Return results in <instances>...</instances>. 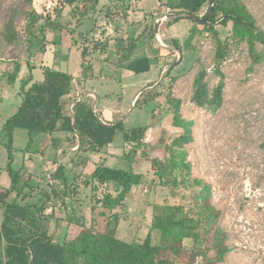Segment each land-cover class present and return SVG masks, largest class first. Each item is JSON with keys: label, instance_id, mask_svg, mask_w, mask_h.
I'll use <instances>...</instances> for the list:
<instances>
[{"label": "trees", "instance_id": "16d2710c", "mask_svg": "<svg viewBox=\"0 0 264 264\" xmlns=\"http://www.w3.org/2000/svg\"><path fill=\"white\" fill-rule=\"evenodd\" d=\"M131 1L124 0V4L125 2L128 4L126 8L130 6ZM98 2L99 0H59L61 10L66 6L70 7V11L78 20L95 19ZM124 4L119 7L118 12L122 17L127 15ZM173 10L200 18V21L192 19L193 24L206 25L208 30L210 29L208 24L219 22L226 26L230 23L232 32L248 43L253 63L262 60L256 43H264V32L256 26L254 17L241 0H178L173 5ZM201 10L205 11L200 16ZM108 12L114 14L111 9ZM61 13L62 11H57L58 16ZM25 16L27 19L25 31L29 35L28 42L32 45L33 30L42 15L30 12ZM179 18L184 17L173 16L172 20ZM48 26L59 30L58 45L62 44L64 40L61 32L65 30V25L46 17L43 24L38 26V32L43 34ZM5 31L6 41L14 42L17 35L9 23L5 25ZM147 33L154 34L153 25ZM63 34L67 35L64 32ZM123 36H116L113 44L115 64L134 74L148 72L152 64L156 63L155 60L146 56L132 58L138 38ZM109 42L110 37L103 40L92 37L80 47L82 78L92 76L90 72L94 64L92 54L107 51ZM179 44L180 41L175 38L174 49L181 50ZM59 54V51H54L52 67L41 68L40 80L32 81L33 67L27 63L29 73L21 79L17 90L20 104L0 128V138H4L2 143L7 151V163L3 170L9 177L8 186L0 189V264H172V261L164 257L168 253L176 258L192 256V261L186 264L220 263L230 248L226 244V232L219 224L220 211L211 203V185L204 179L195 178L189 183L192 187L191 210L194 215L185 212L180 205H162L155 208L152 229L159 233V242L155 243L150 231L141 241H127L120 238L116 232L120 216L117 210L122 206L132 187L144 181L141 173L130 168H117L101 163L95 165L86 175L81 171L77 172V168L81 164L85 166L88 159L78 157L71 158L73 163L70 175L66 164L60 162L54 170L44 171L41 178L39 177L40 181L34 183L31 181L33 175L24 171L23 166L13 167L12 144L13 132L16 129H24L29 134L27 145L23 148L25 151L30 149L35 133L43 134L40 151L43 153L49 147L55 152L59 150L55 156L58 162L59 158L65 157L69 148L74 146L82 153L100 152L114 141L119 130L123 135L121 157L132 165L138 150L145 144L146 132L152 127L150 124H143L126 129L123 120L112 124L103 123L100 115L92 108L93 99L86 97L83 100H76L84 93L82 81L75 82L71 73L58 68ZM226 55V43L218 38L215 58L216 71L221 77L223 73L219 66ZM20 68L17 62L14 65V72L8 76L9 83L15 82ZM206 73L205 68L196 73L191 101L214 112L222 104L224 83L221 79L210 91L205 80ZM158 97L157 88L152 86L139 93L134 107L145 109ZM167 100L172 125L183 129L182 133L172 139L171 145H167V149L172 147L181 149L182 163L187 155L184 145L193 140V122L181 116L179 98L168 95ZM71 103L73 105L69 109ZM56 133L65 135L56 136L54 135ZM152 163L157 168L156 174L160 179L169 176L178 166L173 160L160 161L156 158L152 159ZM183 166L188 167L186 164ZM43 182L51 183V189L47 190L42 186ZM82 188L97 189L100 192L98 203L91 206L90 222L84 213ZM12 193L14 198L8 201L7 198ZM54 198L59 199L64 212L60 219L53 216V213H46L48 206L53 212V207L57 205V202L53 201ZM51 221L55 222L56 227L61 221V227L64 225L66 228L62 241L55 239L56 231H51ZM185 240H189L191 244ZM206 250L213 251V255L195 262L197 255H206Z\"/></svg>", "mask_w": 264, "mask_h": 264}, {"label": "rangeland", "instance_id": "374dc122", "mask_svg": "<svg viewBox=\"0 0 264 264\" xmlns=\"http://www.w3.org/2000/svg\"><path fill=\"white\" fill-rule=\"evenodd\" d=\"M102 1L108 3L107 0ZM170 1L175 2V0ZM157 2V5H152L150 0L146 1L145 10H151V5L159 8L161 1ZM241 2L254 17L256 26L264 32V0H241ZM173 5L174 3L169 5V13L175 12ZM58 10L62 11L60 16L57 15ZM204 11L201 10L199 15L201 16ZM30 12L42 15L33 30L32 45L29 44V35L25 31L27 21L25 15ZM106 13L105 9L102 11L96 9L97 22L94 21L96 19H92L84 23V20H78L77 16L73 15L70 7L66 6L61 10L59 0H0V78L4 79L3 83L11 84L8 82V76L14 72V65L17 62L20 66L23 64L26 67L25 64L32 60L45 66L51 63V55L54 52L52 49L55 47L61 49L62 45H58L59 30L48 26L43 34L38 32V26L43 24L46 17L65 25L63 32L67 35L61 32L63 42H66L68 38L71 42L70 46L75 47L74 41L78 39L77 29L91 28L93 30L95 25L106 21ZM131 13L134 14L133 10H129V14ZM114 14L116 19L118 16L121 17L117 13ZM160 16L151 13L149 17L151 22L147 30L148 32L153 25L154 36L148 33L147 43L150 46L153 45L152 52L157 54L158 62L151 71L134 74L132 78L123 80L129 83L132 80L142 81L149 77L147 82L139 86L153 84L159 92V97L155 102L149 103L145 109L132 108L129 102L123 105L122 114L125 117L123 121L126 128L147 123L152 127L146 132L145 144L138 150L132 165L124 159L116 158L117 156H111L113 158L109 157L110 160L107 161L111 166L130 168L144 177L141 184L132 187L122 206L118 208L117 213L120 216L116 232L120 238L127 241H141L150 231L153 241L158 243L159 233L152 229L155 208L162 205H180L185 212L194 215L191 210L192 187L189 183L195 178L204 179L211 185V203L220 211L219 224L226 232V244L230 248L218 264H264V43H256V49L262 54V60L259 63H253L248 43L232 32L230 23L226 26L219 22L208 24L210 26L208 30L206 25L193 24L191 17L172 20V17L176 15L168 16L167 19H163L166 16ZM131 19L135 20V18H129ZM8 23L17 35L12 43L4 38L7 32L5 25ZM137 25H139L138 22L133 24L130 30ZM189 26H191L190 29ZM172 35H178L181 50L174 49L175 37ZM218 38L226 43L227 55L219 66L223 73L222 77L216 71L215 52ZM84 39V41L81 40L80 47L90 38ZM143 39L144 37L138 39L137 46L144 43ZM202 68L207 71L205 80L210 91L223 79L222 104L214 112L197 106L191 101L193 80ZM122 71L124 70L119 67L117 71H113V74L118 76L123 74ZM17 75L19 77L17 82L20 84V79L23 76L26 77L27 72H21L20 68ZM140 89L136 87L128 97L132 98ZM114 92L108 100L112 106L117 105L125 89L117 85ZM168 95L181 100V116L193 122V140L184 145L187 155L182 163L181 149L176 147L167 149L172 139L183 131L182 128L173 126L171 123L170 111L167 109ZM17 106L18 103L16 107L14 105L12 109L9 108L8 112L0 114V128L2 116L9 117ZM36 135L39 133L33 137ZM28 139L29 134L26 130H14L12 145L17 163H21V156L26 152L23 148L27 145ZM2 140L4 138H0V189L9 184V177L6 172H2V166L7 163V151ZM114 142L115 144L109 148L110 151L122 153V131L116 132ZM38 147L35 140H32L29 148L37 149V156H40L41 151ZM128 148L129 146L127 150ZM115 153L112 155H117ZM57 154L54 151L48 155L47 161L51 162L49 167L43 165L46 159L37 162L23 160L25 168L33 173L32 182L40 181L39 177L41 178L44 171L51 170L57 163L66 161L65 157L58 156V162V159H55ZM154 158L160 161L173 160L178 163V166L169 176L160 179L156 174L157 168L152 163ZM92 160L99 163L102 158L97 155L92 156ZM185 164L188 167L183 166ZM67 165L71 164L67 163ZM89 169L91 170V166ZM90 170L85 168L81 172L87 175ZM67 171L70 175V167ZM42 186L47 190L51 189V183L43 182ZM99 194L97 189H81L84 213L89 222L91 206L98 203ZM13 198L14 193L10 194L7 200L12 201ZM53 201L57 202L53 212L48 206L46 213H53V216L60 219L64 215L60 201L56 198ZM50 223L51 230L56 231L55 239L62 241L65 230L61 229V221L57 227L54 221ZM185 242L191 244L189 240ZM205 253L206 255H197L194 261L199 262L213 255L211 250H206ZM164 257L172 261V264H186L192 261L190 255L176 258L168 253Z\"/></svg>", "mask_w": 264, "mask_h": 264}, {"label": "crops", "instance_id": "0c3cea01", "mask_svg": "<svg viewBox=\"0 0 264 264\" xmlns=\"http://www.w3.org/2000/svg\"><path fill=\"white\" fill-rule=\"evenodd\" d=\"M146 1H148V0H132L130 3V6L128 8H126L128 4L126 2L124 4V0H107V2H108L107 4L105 3V1L103 3L102 0H99L98 5H97L98 11L99 10L102 11L105 9L108 12V10L111 9V10H113L114 13L121 15V13H118L120 11L119 7L122 4H124L123 6L125 7L124 9L127 10L126 11L127 15L125 17L124 16L122 17V15H121V17L118 16L119 19L118 18L116 19V18H114L115 14L108 12V13H106V21L107 22L104 21V22L98 23L97 25H95V27H93L94 28L93 30H91V28L90 29L88 28L86 30H83L81 28L77 29L78 30V32H77L78 39L74 41L75 47H71L70 46L71 42L69 41L68 38H66L67 41L63 42L61 44L62 45L61 49H60V47H58L57 49H56V47H55V49H52L53 51L57 50L60 53L59 54L60 55V66L58 68L62 71H66V72L71 73L75 82H77L78 80L82 81L81 87L83 88L84 93L76 100L77 101L83 100L86 97L93 99L92 108L96 113H98L100 115V120L103 123L112 124V123L119 121V120H125V117L122 114L124 111L123 105L125 103L129 102L130 106L132 108H134V102H135V99L137 98V96L139 95V93L145 89H148V88H151L152 86H154L153 84H152V86H149L150 84H147L145 86H139V85L147 82L149 80L148 79L149 77H146L142 81L132 80L129 83L123 82V80H125L129 77L132 78V76H134V73L127 70L124 67L117 66L114 62L115 58H114V53H113V51H114L113 50V44L115 42L116 36L124 35L123 37L138 38V39H141L144 37V39H143L144 43H141V45L138 44V46L136 47V49L134 50V52L132 54V58L133 57L135 58V57L146 56V57L154 59L156 63L158 62L157 54L152 52V51H154L153 45L150 46L147 43V41H148L147 30H148L149 24L151 22L149 17H151V13L157 14L158 16L161 15L160 17L166 16L170 10L169 5H171V3L175 4L177 1L175 0V2H172L170 0H159V1H161V2H159V8H155L152 5H157L158 0H150V2L152 4L151 10H145L144 4L146 3ZM129 10H133L134 14L133 15H132V13L129 14ZM111 16H112V18H111ZM183 17L185 18V16H183ZM129 18H135V20H132V19L129 20ZM165 18L167 19L168 17H164L163 19H165ZM186 18H188V17H186ZM95 19H96V17H95ZM154 19L152 21H154ZM87 21L88 20H84V23H86ZM94 21L96 23L97 19ZM136 22H138L139 25H137V27H133L132 28L133 30H130L131 26L133 24H135ZM80 23H81V21H80ZM190 27L191 26H189V29H190ZM84 28H85V26H84ZM172 36L175 38H179L178 35H172ZM92 37L95 38L96 40H103L105 37H110L109 48L107 51L95 52L92 54L93 55L92 57L94 60L93 70L90 71L92 73V76L88 77V78H82L81 77V75H82L81 74L82 73L81 63H82V61H81V55H80V52H81L80 44H81V40L82 41L85 40L84 38H90L91 39ZM56 46H58V45H56ZM53 53L51 55V57H52L51 63L46 64L45 66L39 65L38 63H35L32 60H29V63L33 67L31 70V74L33 76L32 81L40 80L42 78V69H41L42 67H46V66L52 67ZM161 54H163V53H161ZM155 64H152V67L149 71H151L153 69V66ZM25 66L26 67H24L23 64L21 65V72H27V74H28L29 69H28L27 64H25ZM119 67L121 69H123L125 72L122 71L123 74L115 76L113 74V71H117L119 69ZM135 75H137V74H135ZM23 77H25V76H23ZM18 79H19V77L16 78L14 83L8 85V84L3 83L4 79L0 78V114H2V115L4 112L6 113V112H8V110L12 109V106L15 105V107H16L17 103H18V106L20 104V98L17 96V90H18V86H19V84L17 82ZM21 79H20V81H21ZM117 85H120L121 89H125V92L122 94V96L119 97V99L117 101V105L112 106V104H110L108 102V100H109L110 96L115 93L114 90H115V87ZM136 87H140L141 89L138 92H136L132 98H129L128 97L129 93L132 90L136 89ZM12 88H13V90H12ZM126 95H127V98H126ZM73 103H71L69 105V109H70V106L73 105ZM93 104H94V107H93ZM18 106H17V108H18ZM17 108H16V110H17ZM16 110H14V112ZM101 113L103 115H101ZM7 118H3V116H2V118H1L2 124ZM2 124H1V126H2ZM126 129H129V128H126ZM54 135L64 136L65 134L56 133ZM43 138H44L43 134H39V135H36L35 137H33V140H35L37 147L40 146V141ZM114 141H115V137H114ZM114 141L112 143H110L108 146H106L105 148H103L100 152L82 153V152L77 150V146L69 148L68 154L65 155L66 161L64 163L66 164V168L67 169L69 167L71 168L72 163H73V159H71V158L77 159L78 157H79V159L81 157H86L88 159V161H87L85 166H83V164L79 165L77 168L78 169L77 172L85 170V168L86 169L88 168V170H90L89 166H91V170H92L95 165H98L101 163L108 165V166H111L107 163V161H109L110 159L113 158L111 156H117L116 158H120L121 160H123L121 157L122 153L111 152L109 149L110 146L115 144ZM38 149H39V147H38ZM121 149H122L121 151L123 152V148H121ZM58 151H57V153H58ZM52 152H54L53 148L49 147L43 153L40 152V156H37V149L36 150L29 149L28 151H26L24 153V155L21 156V163H17L16 153L14 151L13 152L14 161H13L12 165L14 168H20V167L24 166L22 163L23 160H25V161L32 160V162H37L38 160L44 161L46 159L45 160L46 162L44 161L43 165L45 167H49V166H51V164H50L51 162H48L47 160L49 159L48 155L51 154ZM113 153H115L117 155H112ZM97 155L99 157L101 156V158H102V161L99 163H96L92 160V156H97ZM33 156H35V158H33ZM109 157H111V158L109 159ZM68 159H70V161ZM15 163H16V166H15ZM67 163L71 164V165L68 166ZM112 167H116V166H112ZM3 168H4V166H2V172H5L3 170ZM55 168L56 167L54 166L51 170H54ZM117 168H119V167H117ZM23 170L27 171L33 175V173L31 171H29L28 169H26L25 166L23 167ZM61 229L66 230V228H64V226H62Z\"/></svg>", "mask_w": 264, "mask_h": 264}, {"label": "water", "instance_id": "95a60500", "mask_svg": "<svg viewBox=\"0 0 264 264\" xmlns=\"http://www.w3.org/2000/svg\"><path fill=\"white\" fill-rule=\"evenodd\" d=\"M171 15H176V16H185V17H191V16H189V15H187V14H183V13H180V12H174V13H168L167 15H166V17H168V16H171ZM192 19H196V20H201L200 18H197V17H191ZM202 20H204V19H202ZM155 30H156V28H157V23H156V25H155ZM71 107H72V105L70 106V109H71ZM93 107H94V104H93Z\"/></svg>", "mask_w": 264, "mask_h": 264}, {"label": "built area", "instance_id": "2783aa9c", "mask_svg": "<svg viewBox=\"0 0 264 264\" xmlns=\"http://www.w3.org/2000/svg\"><path fill=\"white\" fill-rule=\"evenodd\" d=\"M158 21H160V20H158ZM158 21H156V22H158Z\"/></svg>", "mask_w": 264, "mask_h": 264}]
</instances>
